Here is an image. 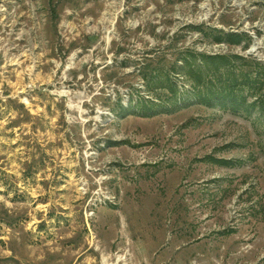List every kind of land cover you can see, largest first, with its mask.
Masks as SVG:
<instances>
[{
	"label": "rangeland",
	"instance_id": "rangeland-1",
	"mask_svg": "<svg viewBox=\"0 0 264 264\" xmlns=\"http://www.w3.org/2000/svg\"><path fill=\"white\" fill-rule=\"evenodd\" d=\"M187 51L264 74V0H0V264H264V89L203 104ZM155 66L190 98L118 115Z\"/></svg>",
	"mask_w": 264,
	"mask_h": 264
},
{
	"label": "trees",
	"instance_id": "trees-1",
	"mask_svg": "<svg viewBox=\"0 0 264 264\" xmlns=\"http://www.w3.org/2000/svg\"><path fill=\"white\" fill-rule=\"evenodd\" d=\"M228 42L230 45H241L244 37L238 34H229L216 37L217 42ZM181 62V65L178 63ZM242 57L197 55L192 52L183 53L175 61L171 72H178L190 82V93L199 102L211 107H220L233 114L251 113L256 110L260 102L257 95L264 89V74L260 71V64L244 65ZM164 67L155 66L143 69L141 72L146 88L153 93L156 99H140L124 106L119 103L118 115H127L133 110L143 116H154L163 111H171L188 100L189 95L182 93L174 82L171 72ZM163 90L167 93L162 96ZM251 90V91H248ZM253 92L251 95H246ZM250 98H255L249 103ZM258 101V102H257ZM219 165H229L225 160L212 159Z\"/></svg>",
	"mask_w": 264,
	"mask_h": 264
}]
</instances>
